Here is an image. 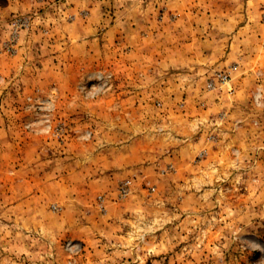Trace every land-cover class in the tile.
<instances>
[{
	"label": "rangeland",
	"instance_id": "374dc122",
	"mask_svg": "<svg viewBox=\"0 0 264 264\" xmlns=\"http://www.w3.org/2000/svg\"><path fill=\"white\" fill-rule=\"evenodd\" d=\"M251 11L0 0V264H264L263 93L232 130V69L187 66V16Z\"/></svg>",
	"mask_w": 264,
	"mask_h": 264
},
{
	"label": "crops",
	"instance_id": "0c3cea01",
	"mask_svg": "<svg viewBox=\"0 0 264 264\" xmlns=\"http://www.w3.org/2000/svg\"><path fill=\"white\" fill-rule=\"evenodd\" d=\"M110 1L102 0V3L109 4ZM249 3L252 11L248 16H187V42H190L187 43V51L193 53H187L188 68L202 71L203 75V71L234 68L230 71L231 98L220 94L208 100L207 105L224 117L233 118L230 123L232 130L247 132L253 128L252 110L248 107L242 115V120L245 119L242 124L234 117L248 104L257 88L264 98V16L257 12V7L263 5L264 0H249ZM164 51L159 65L168 68L172 64L170 59L179 57L171 48ZM187 76L193 77L192 74ZM190 98L194 99V96L190 95ZM200 110L201 116L208 111L206 107Z\"/></svg>",
	"mask_w": 264,
	"mask_h": 264
},
{
	"label": "built area",
	"instance_id": "2783aa9c",
	"mask_svg": "<svg viewBox=\"0 0 264 264\" xmlns=\"http://www.w3.org/2000/svg\"><path fill=\"white\" fill-rule=\"evenodd\" d=\"M232 70L234 69V68H231ZM228 74H226V73H220V74H218L217 75V78L219 79V81L221 82V83H225V82H227V80H228Z\"/></svg>",
	"mask_w": 264,
	"mask_h": 264
}]
</instances>
